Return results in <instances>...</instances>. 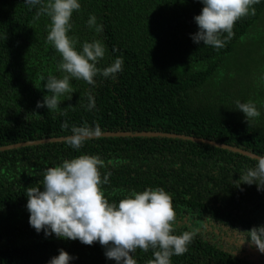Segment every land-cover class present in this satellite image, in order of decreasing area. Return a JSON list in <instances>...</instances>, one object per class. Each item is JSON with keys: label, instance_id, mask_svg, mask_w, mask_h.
<instances>
[{"label": "trees", "instance_id": "1", "mask_svg": "<svg viewBox=\"0 0 264 264\" xmlns=\"http://www.w3.org/2000/svg\"><path fill=\"white\" fill-rule=\"evenodd\" d=\"M39 7L0 0V264H46L57 249L75 257L69 264H114L98 242L45 237L27 222L26 188L41 184L43 168L80 154L104 162L101 179L110 175L100 188L109 202L129 190L160 187L170 194L177 216L185 212L245 231L264 224V187L236 186L255 159L189 140L147 136L184 135L264 154V0L234 22L231 38L218 49L190 39L199 0H80L68 35L77 48L82 41L101 40L105 54L97 67L122 57V70L115 79L97 75L94 85L71 79L70 98L60 97L55 111L35 107L46 93L41 77L62 75L56 67L59 53L46 41L49 19L34 18ZM90 14L102 32L86 24ZM87 94L94 98L91 110ZM235 100L251 101L260 115L246 122ZM72 126L126 135L88 138L75 150L64 140L2 150L65 138ZM199 236L194 232L187 250L170 257L171 264H209L224 255ZM132 255L137 264L152 258L151 250L139 248Z\"/></svg>", "mask_w": 264, "mask_h": 264}, {"label": "clouds", "instance_id": "2", "mask_svg": "<svg viewBox=\"0 0 264 264\" xmlns=\"http://www.w3.org/2000/svg\"><path fill=\"white\" fill-rule=\"evenodd\" d=\"M29 7L40 5L36 16L44 14L49 19L46 41L59 53L57 71L61 76L49 74L44 81L46 93L36 102L35 107L55 111L60 97L69 99L72 93L71 79L95 84L97 75L115 79L122 70V57L100 68L105 47L101 40L91 39L80 43L68 33L72 27L70 18L80 8V0H24ZM259 0H199L202 5L199 14L192 17L196 31L190 33L193 43L223 48L232 36V26L247 15L253 4ZM86 24L95 33L102 32V24L89 15ZM226 34V35H224ZM223 37V38H222ZM113 51H116L113 49ZM88 110L94 107V98L87 94ZM235 110L243 114L244 120L260 115L254 103L234 101ZM67 127V125H63ZM64 142L72 149H79L92 132L86 126H72ZM104 162L97 155L80 154L65 159L58 165L43 168L39 186L26 188L25 209L27 222L37 233L45 237L52 235L59 239L77 240L91 245L98 242L106 259L114 264H137L132 253L137 249L151 250L152 258L146 264H171L170 257L182 255L194 236L192 231L176 234L175 213L171 196L163 188H144L142 191L129 190L121 199L109 202L100 188L108 183L110 173L103 179L99 168ZM240 184L255 185L257 190L264 187V154L256 157L255 164L242 170L237 178ZM236 179V180H237ZM248 235L241 242L254 244L264 253V224H257L246 231ZM75 257L63 249L51 256L46 264H69Z\"/></svg>", "mask_w": 264, "mask_h": 264}, {"label": "flooded vegetation", "instance_id": "3", "mask_svg": "<svg viewBox=\"0 0 264 264\" xmlns=\"http://www.w3.org/2000/svg\"><path fill=\"white\" fill-rule=\"evenodd\" d=\"M179 215L175 214L176 232H196L203 242L223 252L218 261L209 264H264V253L248 241L241 243L248 234L241 232L245 230L240 226L223 225L185 212Z\"/></svg>", "mask_w": 264, "mask_h": 264}, {"label": "water", "instance_id": "4", "mask_svg": "<svg viewBox=\"0 0 264 264\" xmlns=\"http://www.w3.org/2000/svg\"><path fill=\"white\" fill-rule=\"evenodd\" d=\"M126 132H116V133H102V134H92L90 135L88 138L93 139V138H97V137H119V136H125ZM147 136L149 137H164V138H175V139H181V140H189L193 143H203L209 146H213L215 148L221 149V150H228L231 152H238L246 157H249L251 159H255L256 160V155L249 153V152H244V151H240L234 147L225 145V144H220L217 142H213V141H209V140H204V139H196L193 137H187L184 135H176V134H167V133H159V132H153V133H148ZM86 138V139H88ZM64 138H58V139H46L43 141H37V142H33V143H24L21 145H17V146H10L7 148H3L2 150L5 149H9L11 147H18V146H31V145H38V144H47V143H55V142H61L63 141Z\"/></svg>", "mask_w": 264, "mask_h": 264}]
</instances>
